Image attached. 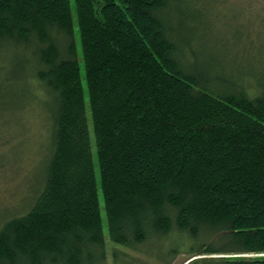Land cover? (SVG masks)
<instances>
[{"label": "trees", "instance_id": "obj_1", "mask_svg": "<svg viewBox=\"0 0 264 264\" xmlns=\"http://www.w3.org/2000/svg\"><path fill=\"white\" fill-rule=\"evenodd\" d=\"M190 1L210 10L75 0L74 20L71 0H0V121L36 106L47 132L0 264H264V71H233L238 33L204 38Z\"/></svg>", "mask_w": 264, "mask_h": 264}, {"label": "rangeland", "instance_id": "obj_2", "mask_svg": "<svg viewBox=\"0 0 264 264\" xmlns=\"http://www.w3.org/2000/svg\"><path fill=\"white\" fill-rule=\"evenodd\" d=\"M71 1L74 20H76L75 0ZM189 4L190 7L186 8L189 14L194 16L197 23H206L210 29L209 31H202L204 38L208 34L212 38L217 39L218 34H221L224 30H227L225 34L229 38L233 32L234 34L238 33V36L233 40L234 42L232 40L229 41L230 54L226 56L233 71H237V67H241L240 65L249 72L264 71V0H209V4L207 0L210 10L207 5L205 7L201 6L207 11V15L200 12L202 9L199 5L195 6L196 2L190 1ZM174 7L177 8L176 6ZM197 26V24L192 23L191 32L195 35L197 32V37H202V33H199ZM205 47L212 48L213 44L207 41ZM237 48H240V50H236ZM200 49L205 52L202 44H200ZM237 51H239L238 57H236ZM211 54L217 58L224 56L223 51L212 50ZM209 58L214 60V57ZM79 59L92 139L101 213L105 236L109 241L107 216L90 111L89 91L81 49L79 50ZM27 105L31 106H29V109L33 106L30 103H27ZM26 114L24 120L0 121V226L10 215H18L26 209L24 207L25 199L29 194V189L38 183L37 178L42 175V151L43 144L47 140L46 124L39 117L36 106ZM109 246L111 247L110 241ZM179 261H181V258Z\"/></svg>", "mask_w": 264, "mask_h": 264}]
</instances>
